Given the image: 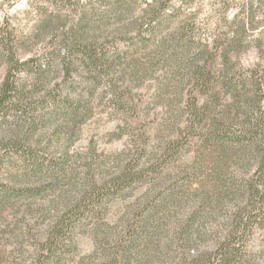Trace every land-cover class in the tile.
Masks as SVG:
<instances>
[{
  "label": "rangeland",
  "instance_id": "rangeland-1",
  "mask_svg": "<svg viewBox=\"0 0 264 264\" xmlns=\"http://www.w3.org/2000/svg\"><path fill=\"white\" fill-rule=\"evenodd\" d=\"M149 1L0 0V27L13 30L17 53L28 61L23 88L31 92L37 76L44 84L22 98L24 115L0 113V180L39 190L0 209V264H36L62 215L127 168L152 167L143 180L86 214L57 264H188L193 255L214 249L237 207L248 201L227 192L215 203L213 190L221 184L234 191L239 178L198 143L185 140V107L193 93L187 69L208 40L226 47L240 31L241 67L259 65L264 76V25L247 24V0H162L170 7L150 24ZM222 6L235 20L217 18ZM263 13L257 20L264 19ZM89 39L108 52L106 73L86 68L82 54L73 50ZM68 53L72 61L66 76ZM216 57H209L213 69ZM5 63L0 57V82ZM177 140L180 146L174 147ZM15 144L29 147L43 166L24 174ZM147 188L149 197H159V207L138 218L134 210L147 198ZM203 196L212 206L201 208ZM197 210L187 247L181 225ZM132 223L137 227L127 236ZM248 246L254 263L264 264L263 227ZM123 250L126 257L119 254Z\"/></svg>",
  "mask_w": 264,
  "mask_h": 264
},
{
  "label": "trees",
  "instance_id": "trees-1",
  "mask_svg": "<svg viewBox=\"0 0 264 264\" xmlns=\"http://www.w3.org/2000/svg\"><path fill=\"white\" fill-rule=\"evenodd\" d=\"M247 1V24L256 22V25L263 26L264 19L257 20L256 17L259 11L264 9V0ZM147 4L146 10L151 14L150 24L159 21L162 14L170 7L162 0H152ZM220 8L217 18L223 16L228 20L229 7ZM243 28L244 25H241L240 29ZM240 35V31H235L226 47L217 43L216 40H208L200 51L201 56L195 55V59L189 64L187 72L192 76L190 83H193L191 89L193 93L188 98L185 107L184 134L187 142L198 143L199 147L213 156L216 163L222 162L224 167L234 169L239 178V181L235 183L237 186L234 191H231V188L225 189L221 184L213 190L215 203L219 204L222 199H225L227 192H236L242 198H248V201L244 200L247 202L243 207H237L231 216L229 228L224 230L220 238L216 239L214 249L193 255L188 264H255L256 255L252 253L248 245L255 230L264 228L262 213L264 202V76L261 74L259 65L249 69L241 67L240 56L237 54L238 41L241 43L242 40ZM18 49L13 30L8 25L0 27V57L6 60V74L0 82V113L4 116L18 112H23L24 115L25 109L19 105L22 98L25 99L29 93L34 92L33 89L38 91L44 86L41 82L42 77L33 76L34 83L29 86L33 88L31 92L27 90L28 87L23 88L21 76L25 72L28 61L19 57ZM75 49L82 54L86 68L92 71L97 70L98 73H106L110 66L108 52L101 48L95 40H85L82 47L75 46L73 50ZM215 55L218 59V66L213 69L210 66L209 57ZM70 61H72L71 55L65 60L66 76L70 75ZM73 107L71 111L75 113L77 105ZM175 143L174 147L180 146L178 140ZM12 148H15L14 154H18V157L22 159L21 166H23L24 174H34L35 168L43 166L38 158L30 156L29 147L15 144ZM1 152L0 149V175L4 168V154ZM9 154L6 151V156ZM52 163L56 164V162ZM150 166L140 170H134V167L127 168L110 183L100 188L93 187L89 194L84 195L79 204L62 215L51 228L45 244L40 249L41 254L36 264H57L60 261L59 254L67 245L65 242L72 239L74 230L87 217L86 214L95 211V206L110 195L120 192L137 179L143 180L152 168ZM149 191L150 188H147L144 192L147 198L140 204V207L134 210H139L138 218L146 212H157L158 210L159 197L154 199L149 197ZM38 192L35 186L24 189L15 183L8 184L0 180V209L8 207L22 197L36 195ZM199 202L201 208L212 206L211 200L206 196H203ZM142 210H144L143 214H141ZM198 215H200L199 210L189 215L181 225V241L187 242L189 244L187 247L190 246V242H193L188 236L193 223L199 219ZM135 227L137 226L134 223L127 226V236L133 233ZM125 251L127 250L119 254L126 257L128 252Z\"/></svg>",
  "mask_w": 264,
  "mask_h": 264
}]
</instances>
